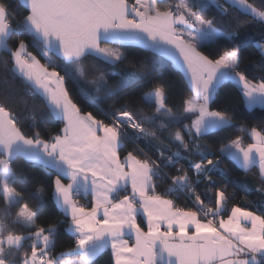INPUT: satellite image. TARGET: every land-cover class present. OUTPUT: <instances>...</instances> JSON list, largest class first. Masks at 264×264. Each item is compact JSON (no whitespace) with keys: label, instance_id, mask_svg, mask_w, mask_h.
I'll list each match as a JSON object with an SVG mask.
<instances>
[{"label":"snow or ice","instance_id":"1","mask_svg":"<svg viewBox=\"0 0 264 264\" xmlns=\"http://www.w3.org/2000/svg\"><path fill=\"white\" fill-rule=\"evenodd\" d=\"M18 143L56 165L48 219L9 178ZM104 240L109 264H264V0H0V264Z\"/></svg>","mask_w":264,"mask_h":264},{"label":"trees","instance_id":"2","mask_svg":"<svg viewBox=\"0 0 264 264\" xmlns=\"http://www.w3.org/2000/svg\"><path fill=\"white\" fill-rule=\"evenodd\" d=\"M205 3H209V0H205ZM209 6L211 5L209 4ZM125 51H128V54L132 56L137 63H151L155 60L158 67H164L165 70H168L169 66L166 65V62L163 60V58L155 55L150 50L139 47H130L128 49H125ZM172 70L174 71V69ZM231 99V96L228 95H224L219 98L221 103L229 107L232 106ZM38 115L39 119L37 123L42 129H44L46 122H51V118L47 116L46 110L44 113H40ZM258 115H260V113H258ZM19 116L24 122L27 129H31L33 127V122L30 119H26V112L20 111ZM256 118L258 117H253V119ZM13 169L14 171L12 175V182L28 196L39 201L42 218L48 219L50 216H54L55 213L59 211V209L56 207L55 201L49 196H44L43 199H41L36 192V186L48 184L50 185L51 177L56 172V169L39 162L29 160L23 155H17L14 157ZM226 179L230 180L231 175L228 174L226 176ZM234 183L237 184L235 186L244 188L243 181H235ZM246 190L247 194L252 196L253 198H255V196L257 195L255 186L252 185L251 182L248 183ZM179 194L180 196H186L182 192H180ZM68 237L69 234L65 231V228L62 225L57 234V240L60 243L66 244L70 242V239H68ZM110 251L111 248L102 250L92 260V264H109L108 253Z\"/></svg>","mask_w":264,"mask_h":264},{"label":"crops","instance_id":"3","mask_svg":"<svg viewBox=\"0 0 264 264\" xmlns=\"http://www.w3.org/2000/svg\"><path fill=\"white\" fill-rule=\"evenodd\" d=\"M14 157L17 155H23L27 159L45 164L57 170L54 161L51 158H48L40 151L38 147H30L26 146L23 143H18L13 148ZM12 174L10 175V179L12 180ZM106 248H111L109 242L107 240L104 241H96L89 245V251L93 255L91 256V260H93L102 250Z\"/></svg>","mask_w":264,"mask_h":264},{"label":"built area","instance_id":"4","mask_svg":"<svg viewBox=\"0 0 264 264\" xmlns=\"http://www.w3.org/2000/svg\"><path fill=\"white\" fill-rule=\"evenodd\" d=\"M55 58V57H54ZM180 192H182V193H184L185 195H187L185 192H183V191H180Z\"/></svg>","mask_w":264,"mask_h":264}]
</instances>
